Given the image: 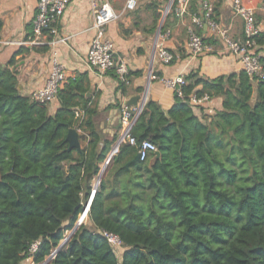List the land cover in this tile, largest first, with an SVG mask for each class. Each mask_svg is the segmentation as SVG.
Segmentation results:
<instances>
[{
    "label": "trees",
    "instance_id": "16d2710c",
    "mask_svg": "<svg viewBox=\"0 0 264 264\" xmlns=\"http://www.w3.org/2000/svg\"><path fill=\"white\" fill-rule=\"evenodd\" d=\"M198 6L190 0L192 11ZM3 25L0 18V37ZM254 38L260 52L264 32ZM25 49L0 63V264L48 260L75 227L112 147L96 129L86 73L67 77L54 113L20 92L12 65ZM185 78L168 112L148 100L132 128L160 154L134 161L138 147L123 143L92 198L90 222L45 264H264V78L244 69ZM193 93L222 97L221 107L199 116ZM72 127L89 136L79 149L66 140ZM104 232L122 240L120 258Z\"/></svg>",
    "mask_w": 264,
    "mask_h": 264
},
{
    "label": "crops",
    "instance_id": "0c3cea01",
    "mask_svg": "<svg viewBox=\"0 0 264 264\" xmlns=\"http://www.w3.org/2000/svg\"><path fill=\"white\" fill-rule=\"evenodd\" d=\"M38 0H0V18L3 28L0 37V63L7 64L14 53L26 48L16 56L12 69L17 71L19 90L24 95L43 86L50 74L54 59L62 62L67 77L76 73L88 75V95L92 96L98 113L94 117L96 129L103 140H112V147L122 132L121 108L135 95L147 92V100L158 102L163 111L168 112L176 102L175 91L165 80L179 75L187 76L191 71L200 77L213 79L243 70L239 58L230 53L223 42L213 37L212 31L204 26L198 28L206 46L198 56H193L187 46V25L192 22V15L202 13L205 0H197L198 11H192L190 4L183 16L171 12L161 26L159 43L155 51V39L161 25L163 8L167 0H137L135 10H126L127 0H110L119 13V17L107 26V35L115 44L117 60H124L130 70V84L120 87V79L114 71L100 74L90 69L80 57L89 50L94 35L92 27L93 14L91 0H72L58 23V35L46 36L40 44H30L33 20ZM213 8H217L220 24L227 27L234 39L243 38V19L234 13L233 0H207ZM246 4L257 9V20L260 30L264 32V11L261 6L264 0H244ZM167 33L164 36V33ZM160 47L174 54L170 63H165L158 51ZM155 51V53H154ZM264 55V45L260 50ZM153 71L148 86L149 72ZM148 86V88H146ZM199 85L198 88H201ZM222 104V97H213L209 103L210 110L193 107L195 114H213ZM49 111L54 113L59 107L56 98L48 104ZM87 132L80 133L81 146L88 143ZM108 164L100 163V172L93 180V197L99 190L103 178H108ZM87 198V199H88ZM90 222L89 214L79 220L81 224ZM75 228V227H74ZM73 228V229H74ZM77 230V229H76ZM75 230V231H76ZM74 231V232H75Z\"/></svg>",
    "mask_w": 264,
    "mask_h": 264
},
{
    "label": "built area",
    "instance_id": "2783aa9c",
    "mask_svg": "<svg viewBox=\"0 0 264 264\" xmlns=\"http://www.w3.org/2000/svg\"><path fill=\"white\" fill-rule=\"evenodd\" d=\"M71 1L72 0H38L36 14L33 20V34L28 40V43L40 44L46 36L58 35V23ZM137 3V0H127L125 9L135 10ZM189 4L190 0H167L162 14L161 25L155 39V51L159 43L161 26H163L169 13L172 11L175 12L177 16H183L188 11ZM91 7L94 18L92 27L95 33L90 41L88 53L80 58L90 69L100 74H105L114 70L120 82L122 81L128 85L131 82L129 67L124 60L116 59L115 44L107 35L108 24L116 20L119 17V13L115 10L110 0H91ZM202 8V13L193 14L192 22L187 25V46L190 53L193 56H198L205 51L206 46L204 39L199 33L198 28L206 26L212 31L215 38L223 42L225 48L230 53L239 58V61L243 65V69L250 76L258 80L263 79L264 71L260 60L261 53L258 51L257 42L254 38V36L261 31L256 16L257 9L246 4L244 0L232 1L234 13L243 19L244 37L238 40L230 35L227 27H224L218 20L212 17L213 7L207 0L203 1ZM261 9L264 11V3ZM166 35L167 33L165 32L164 36ZM158 53L165 63H170L174 59V54L163 47H160ZM154 76L151 69L149 72L148 86L151 78H154ZM66 79L67 72L64 64L55 58L45 84L31 92V98L39 102H52L57 98L59 89ZM186 82V78L183 75L165 80V83L172 87L175 93L181 97L184 96L182 86L186 84ZM148 86L146 88H148ZM140 94L142 97L136 106L123 104L121 108L122 132L113 147H111L107 158L104 160L106 164L109 163L112 156L118 152L119 147L125 142L138 147V154L141 160H146L150 154L158 151V146L152 140L143 139L139 142L138 139L132 135V128L148 101L147 92L143 91ZM212 100L213 97L208 94L197 96L193 93L189 96L188 102L191 106L198 107L200 110H210V112H213L212 107L209 105ZM77 112L79 114L80 111L78 110ZM76 129L79 134L82 133L80 129ZM94 189L95 188H93V191ZM92 198L89 197L82 202L83 210L80 214V218L81 216L86 217L88 215ZM104 235L114 249L123 245L118 235L111 232H104Z\"/></svg>",
    "mask_w": 264,
    "mask_h": 264
},
{
    "label": "water",
    "instance_id": "95a60500",
    "mask_svg": "<svg viewBox=\"0 0 264 264\" xmlns=\"http://www.w3.org/2000/svg\"><path fill=\"white\" fill-rule=\"evenodd\" d=\"M141 94L135 95L132 98H130L126 104L128 106H136L141 99ZM66 140L69 142V149L72 150L74 148H81V141H80V134L78 133V130L74 127L70 128L66 134ZM157 155L160 154L159 151L156 152ZM140 159L139 154L136 156L134 161H138Z\"/></svg>",
    "mask_w": 264,
    "mask_h": 264
},
{
    "label": "rangeland",
    "instance_id": "374dc122",
    "mask_svg": "<svg viewBox=\"0 0 264 264\" xmlns=\"http://www.w3.org/2000/svg\"><path fill=\"white\" fill-rule=\"evenodd\" d=\"M163 10H164V8H163ZM172 12V11H171ZM171 12L169 13V14H171ZM89 214V213H88ZM81 218H80V215H79V217H78V219H77V222H76V226L77 225H79L80 223H78V221L80 220ZM75 226V228L74 229H72V230H70V231H67V233H66V235H65V239H64V241L59 245V247L57 248L58 250L59 249H61L63 246H65V244L69 241V239L72 237V235L74 234V231L78 228V227H76ZM124 245H122L121 247H117V248H115V252L119 255V258L121 257V252L124 250ZM57 249L54 251V253L48 258V260L45 262V263H47L52 257H54L55 256V254H56V252H57ZM44 263V264H45ZM22 264H33V261H32V259H26V260H24V262L22 263Z\"/></svg>",
    "mask_w": 264,
    "mask_h": 264
}]
</instances>
